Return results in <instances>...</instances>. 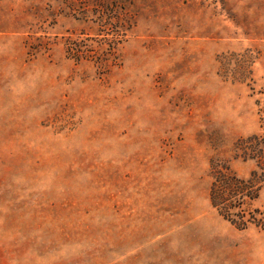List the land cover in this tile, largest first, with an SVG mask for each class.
Segmentation results:
<instances>
[{
	"label": "rangeland",
	"instance_id": "1",
	"mask_svg": "<svg viewBox=\"0 0 264 264\" xmlns=\"http://www.w3.org/2000/svg\"><path fill=\"white\" fill-rule=\"evenodd\" d=\"M261 110L264 0H0V264H264L210 199Z\"/></svg>",
	"mask_w": 264,
	"mask_h": 264
},
{
	"label": "trees",
	"instance_id": "2",
	"mask_svg": "<svg viewBox=\"0 0 264 264\" xmlns=\"http://www.w3.org/2000/svg\"><path fill=\"white\" fill-rule=\"evenodd\" d=\"M81 47L80 43L72 41L68 50L73 56L78 57ZM106 52V50L103 52L104 56ZM97 57L100 62L104 60L101 55ZM261 111L264 112V110ZM234 151L235 157L255 160L257 168L248 178H244L232 170L227 160L213 161L211 203L221 215L240 229L247 228L252 223L264 227V220L257 217L259 210L249 208L250 201L258 198L264 185V133L238 139L234 145Z\"/></svg>",
	"mask_w": 264,
	"mask_h": 264
}]
</instances>
